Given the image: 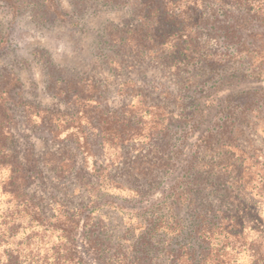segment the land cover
I'll return each instance as SVG.
<instances>
[{
    "label": "rangeland",
    "instance_id": "1",
    "mask_svg": "<svg viewBox=\"0 0 264 264\" xmlns=\"http://www.w3.org/2000/svg\"><path fill=\"white\" fill-rule=\"evenodd\" d=\"M130 1L0 0V73L15 72L24 102L34 105L13 108V145L22 157L33 152L43 174L28 190L48 214L54 197L80 207L90 199L81 180L84 168L106 167L103 175L86 178L103 184L99 202L126 209L106 205L95 213L113 238L145 223L148 213L140 209L158 204L163 186L179 181L187 164L197 170L233 163L237 149L215 137L229 109L246 105L236 143L261 154L258 165L264 162V21L228 2L219 8L207 0H138L136 8ZM230 10L234 18L223 20ZM207 14L217 20L202 22ZM217 29H236L239 46ZM146 30L150 38H136L134 50L113 40L115 34L129 39ZM150 105L160 108L147 110ZM109 119L121 130L136 125L138 138L122 142L123 131L108 128ZM157 123L172 125L167 134L152 136ZM78 137L87 138L85 148ZM64 157L75 168L58 177ZM165 161L169 172L161 166ZM118 183L142 191L161 188L143 199L116 188ZM157 257L152 254V261L162 260Z\"/></svg>",
    "mask_w": 264,
    "mask_h": 264
},
{
    "label": "trees",
    "instance_id": "2",
    "mask_svg": "<svg viewBox=\"0 0 264 264\" xmlns=\"http://www.w3.org/2000/svg\"><path fill=\"white\" fill-rule=\"evenodd\" d=\"M207 1H216L221 5L219 8L228 2L236 10L246 11L256 20L264 21V0ZM130 2L136 8L140 5L138 0ZM230 11L223 20L229 22L234 18L235 11ZM205 16L200 20L206 24L211 19L217 20L215 15ZM237 19L235 17L231 26ZM217 32L229 43L239 46L236 29H217ZM116 36L113 38L116 43L130 45L134 50L136 38L145 39L151 35L146 30L129 39ZM68 91L62 89L61 93ZM21 104L29 108L34 106L24 102L20 78L13 71L0 73V264H264V162L258 165L256 159L262 155L249 154L236 143L242 132L238 120L245 114L246 105L229 109L215 132L216 142L239 152L238 157L232 152L233 163L228 159L225 163L217 162L197 170L187 164L178 175L179 181L163 186V198L158 204L140 209L143 214L148 213L146 222H139L138 229L135 226L113 238L105 230L102 218L95 213L106 205L126 209L111 201L99 202L98 191L103 184L93 185L86 178V175H103L106 167L95 165L91 172L87 166L84 168L81 180L90 199L80 207H71L54 197L55 201L50 204L53 213L48 214L42 201L29 192V184L43 174L33 152L28 150L22 157L13 145V108ZM156 108L160 107L150 105L147 110ZM108 122V128L117 129L113 119ZM66 124L71 123L67 121ZM157 124L152 136L167 134L172 125ZM123 128L117 129L123 131L122 142L138 138L140 131L136 125ZM57 133L56 130L55 137ZM78 138V145L85 148L87 138L83 137V141ZM161 166L169 172V162ZM57 167L58 177L66 176L75 168L69 157L61 158ZM116 188L130 189L145 199V194L161 186L149 185L142 191L118 183ZM181 211L187 218H178ZM186 220L189 222L185 224ZM136 231L139 233L135 238ZM124 243L129 245L124 246ZM162 251L165 253L161 254ZM152 254L162 260L152 261Z\"/></svg>",
    "mask_w": 264,
    "mask_h": 264
}]
</instances>
